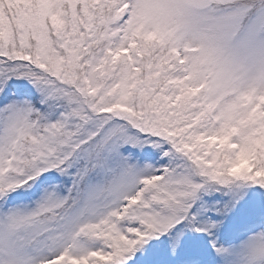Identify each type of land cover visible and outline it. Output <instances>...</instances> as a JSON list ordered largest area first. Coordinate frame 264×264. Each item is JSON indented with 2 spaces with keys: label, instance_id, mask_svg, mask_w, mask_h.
Masks as SVG:
<instances>
[{
  "label": "snow or ice",
  "instance_id": "1",
  "mask_svg": "<svg viewBox=\"0 0 264 264\" xmlns=\"http://www.w3.org/2000/svg\"><path fill=\"white\" fill-rule=\"evenodd\" d=\"M0 264H264V0H0Z\"/></svg>",
  "mask_w": 264,
  "mask_h": 264
}]
</instances>
